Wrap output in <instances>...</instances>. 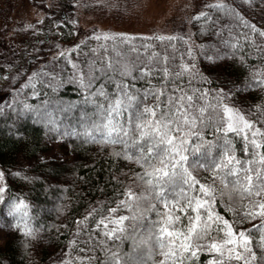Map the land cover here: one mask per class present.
Returning a JSON list of instances; mask_svg holds the SVG:
<instances>
[{
    "label": "trees",
    "instance_id": "16d2710c",
    "mask_svg": "<svg viewBox=\"0 0 264 264\" xmlns=\"http://www.w3.org/2000/svg\"><path fill=\"white\" fill-rule=\"evenodd\" d=\"M218 4L224 7L215 9L204 23L188 33L178 31L168 36L183 39L159 40L157 37L160 36L156 35L130 36L122 33L106 35L109 39L103 35L99 39L88 38L69 51L47 54L43 62H39L32 73L30 71L26 80L18 79L17 75L29 70L43 44L55 40L65 43L73 39L77 27L72 16L75 0H56L53 9L42 15L37 23L5 32V37L0 38L3 42V49H0V171L4 173L0 187L6 189L2 195L7 203H0V208L6 205L8 213L13 202L23 200L28 205L25 220L33 235L26 236L24 231H18L15 225L20 223L23 228L24 222L18 216L7 214L4 240L0 245V264H61V261L65 264H109L113 255L120 258L118 264L124 261L139 264L140 259L145 264H161L165 258L160 248L141 244V241L146 239L144 233L152 223L160 219L157 212L167 211L163 203L158 205L156 212L147 211L146 206L134 211L131 201L120 208L116 216H136L137 219L125 221L119 227L137 225L136 232L129 229L127 233H119L116 239H108L103 226L97 228L101 219L112 217L106 208H115L121 200H127L129 189L138 195H146L145 185L137 179L145 168L133 159L117 156L120 147L99 142V136L97 142H93L84 136L64 135L73 159L56 161L43 158L47 151L46 139L55 130L50 131L51 126L40 118L39 113L45 109L51 111L52 104L57 102L75 104L77 107L68 119L61 115L63 126L60 131L64 128L83 131L80 113L94 109L92 105L82 103L87 90L79 83L80 69L85 62L88 66L101 68L110 59L134 61L137 51L133 49H136L144 63H154L158 58L160 65L158 75L136 81V86L142 91L153 86L160 91L164 84L172 89L179 85L189 94L196 95L209 90L218 93L223 88L232 94L223 103L239 110V115L253 124V130L264 132V36L259 34L264 32V0H222ZM89 8L90 5L86 6L83 12H89ZM223 41L235 47L225 48ZM206 48L211 49L208 55L219 48L221 55L227 58L219 61L220 66L216 67L205 59L203 53ZM188 49L193 52L191 60L199 75L194 74V69L193 73L180 78L173 75L171 83L161 80L165 66L179 71L181 65L189 62ZM52 66L60 73L54 80L49 79ZM73 77L75 81L70 82ZM107 79H99L93 87L98 89L106 84L107 90H114L119 78L112 83ZM144 103L151 106L156 101L148 97ZM216 135L214 130H205V138L217 143L214 154L222 144V141H216ZM229 136L235 155L247 161L249 157L245 154L243 139L234 133ZM257 140H260L259 136ZM199 179L215 189L219 203L213 204L212 208L222 218L203 241L205 244L219 242L223 238L224 233L217 231L223 227V220L232 224L253 203H264V196L245 195L241 199V194L232 193L235 205L229 210L227 197L221 198L220 194L231 192V188H225L219 177L214 182L213 173L203 169L199 170ZM141 212L143 219L140 218ZM174 214L181 216L182 225L187 224L183 214ZM262 221L264 217L244 220L236 224L234 231L252 229L254 224L259 225ZM114 226L110 225V228ZM258 240L259 233L253 232V251L258 259L251 264H264L260 259L264 257V248L255 247ZM214 256L222 264H244V261L228 259L226 249L223 257L203 249L185 264H209Z\"/></svg>",
    "mask_w": 264,
    "mask_h": 264
},
{
    "label": "snow or ice",
    "instance_id": "6c2138e0",
    "mask_svg": "<svg viewBox=\"0 0 264 264\" xmlns=\"http://www.w3.org/2000/svg\"><path fill=\"white\" fill-rule=\"evenodd\" d=\"M209 7L220 9L224 5ZM194 18L208 20L210 16L207 13H200ZM259 34L264 36V32ZM105 39L109 37L106 36ZM157 39L183 38L157 37ZM222 43L225 48L235 47L228 41ZM210 50L208 48L204 50L205 59L219 67V61L227 57L221 55L219 48H216L212 55H208ZM133 51H137V58L134 61L123 58L110 59L101 68L88 66L85 62L84 67L80 69L79 83L87 90L82 103L90 104L94 109L91 112L81 111L80 120L83 131H76L75 128H64L62 132L60 131L63 126L61 115L64 119H68L77 107L75 104L63 102L52 104L49 101L48 103L52 104V110L45 109L39 113L40 118L46 120L51 126L50 131L55 130L61 136H84L93 142H97V136H99V142L120 147L121 150L116 153L117 156H126L145 168L137 179L145 185L146 195H138L129 189L127 200H121L120 205L115 208H106L112 217L101 219L97 228L102 225L106 230L104 235L108 239H116L119 233H127L129 229L131 232H136L137 225L129 224L127 227H119L124 225L125 221L137 219L136 216H116L120 208L131 201L134 211L146 206L147 211L156 212L158 205L163 203L167 211L157 212L160 219L152 223L151 228L144 233L146 239L141 241V244L146 243L153 248H160L165 258L161 264H169V262L185 264L186 260L196 258L198 252L203 249L217 253L221 257L224 256L226 249L228 259L251 264V261L258 259L256 252L253 251V232L259 233V240L255 243V247L264 248V221L259 225L254 224L252 229L239 232H235L234 227L244 220L264 217V203H253L252 207L232 224L223 220V227L217 229L224 233L223 238L219 242L203 243L222 218L219 213H214L212 208L213 204L219 203L216 200L215 189L201 182L199 170L213 173L214 182L219 177L225 188H231V192L220 194L221 198L227 197L229 210L235 205L232 193L241 194V199L245 195L264 196V151H259L264 149V132L258 129L253 130V124L239 115V110L223 103L232 95L231 91L226 92L223 88L219 89L218 93H212L209 90L196 95L189 94L179 85L172 89L164 84L160 91H156L155 86L142 91L136 86V81L158 75L159 60L157 58L154 63H144L138 50L133 49ZM187 54L190 58L187 64L181 65L179 71L165 66L160 79L171 83L173 75L180 78L187 73H193L194 69L196 70L194 74L199 75L197 66L191 60L192 50L188 49ZM62 57L63 53H61ZM49 72L50 80H54L60 74L55 66H52ZM103 77L108 78V83L119 78L114 90H107L106 84H102L98 89L93 87L94 83ZM31 79L30 77L29 81ZM204 79L207 80V78ZM74 81L75 77L70 82ZM27 86L26 84L25 87ZM32 86L35 87V85ZM209 96L212 99L205 101L204 98ZM148 97H152L156 103L151 106L146 105L144 101ZM206 129L214 130L217 134L216 141H222L219 151L215 154L213 149L217 147V143L205 138ZM230 133L243 139L244 151L249 157L247 161L235 155ZM257 136L260 137L259 141ZM2 179H4V173L0 172V180ZM5 191V187H0V194ZM0 203H7L3 195H0ZM27 207L23 200L19 203L13 202L8 215L18 216L24 225L21 228L20 223H17L16 229L24 231L26 236H32L33 230L28 227L25 220L28 216ZM253 209L259 210L253 211ZM174 213L183 214L187 224L182 225L181 216ZM140 218H144L142 212ZM110 225L115 226L110 228ZM119 259L113 255L109 264H118ZM260 259L264 260V257ZM61 264L65 262L61 261ZM123 264L128 262L124 261ZM139 264H145L144 260L140 259ZM209 264H222V261L214 256Z\"/></svg>",
    "mask_w": 264,
    "mask_h": 264
},
{
    "label": "rangeland",
    "instance_id": "374dc122",
    "mask_svg": "<svg viewBox=\"0 0 264 264\" xmlns=\"http://www.w3.org/2000/svg\"><path fill=\"white\" fill-rule=\"evenodd\" d=\"M55 1L0 0V38H4L5 32L15 27L37 23L42 15L53 9ZM221 2L222 0H75L72 16L77 27L73 39L65 43L55 40L43 44L31 61L29 70L18 73L17 77L26 80L47 54L69 51L88 38L113 33L160 37H168L179 33L178 31L188 33L206 21L194 17L200 13L211 16L215 8L209 6ZM89 5V12H83ZM1 39L0 47L3 43ZM54 132L46 139L47 151L43 158L56 161L73 159L66 139L59 132ZM5 206L0 208V245L4 240V222L8 214Z\"/></svg>",
    "mask_w": 264,
    "mask_h": 264
}]
</instances>
